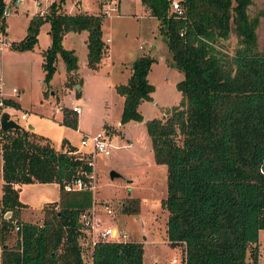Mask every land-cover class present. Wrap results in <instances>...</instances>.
<instances>
[{"label": "trees", "instance_id": "trees-1", "mask_svg": "<svg viewBox=\"0 0 264 264\" xmlns=\"http://www.w3.org/2000/svg\"><path fill=\"white\" fill-rule=\"evenodd\" d=\"M178 1L179 15L170 0H141L148 14L159 19L170 62L181 72L176 81L179 102L164 118L146 121L154 158L166 168L161 199L167 211L165 238L170 245H183L185 264H260L256 243L258 230L264 228V50L258 48L255 28L264 9L250 15L252 0ZM3 7L0 0V29L5 31ZM59 9L51 0L47 13L31 15L26 34L10 42L30 49L41 23L48 22L50 41L41 61L44 94L57 54L67 83L77 67L72 49L61 44L64 32L87 30L86 62L91 67L105 51L101 12ZM230 33L236 45L228 53L220 40ZM152 60L138 55L126 81L116 85L123 99L120 122L141 119L138 104L153 89L146 77ZM61 110L62 123L75 128L76 113ZM34 134L33 128L22 132L0 127V264H82L77 219L91 205L92 190L67 191L62 185L77 177L87 183L91 166L80 152L71 151L73 146L68 145L70 151L55 149ZM31 180L54 181L59 187L57 199L41 207L42 222L20 218L26 204L19 198L18 183ZM6 210L10 214L5 216ZM135 210L134 198L121 204L122 212ZM13 228L16 237L10 243ZM142 254L137 240L97 241L91 252L92 264H143Z\"/></svg>", "mask_w": 264, "mask_h": 264}, {"label": "rangeland", "instance_id": "rangeland-1", "mask_svg": "<svg viewBox=\"0 0 264 264\" xmlns=\"http://www.w3.org/2000/svg\"><path fill=\"white\" fill-rule=\"evenodd\" d=\"M24 1L35 4L34 0ZM50 1L40 0L39 3L46 7ZM52 1L58 2L62 10L70 13L82 10L102 14L98 1L105 0ZM145 9L141 0H119L113 10L102 14L101 35L110 39L107 42L108 58L102 55L97 65L91 67L86 62V56H82V50L77 51V80L72 75L67 83L63 63L58 61L50 89L44 94L43 71L38 54L14 46L0 48V77L4 95L19 102L18 106L6 110L11 111L26 128L29 123L34 125V135L42 142L48 140L55 149H64L68 145L81 147V134L75 128L88 134L97 131L107 133L109 152L94 153L93 177L90 178L97 208V228L115 226L126 233V240L140 241L143 264H178L183 245H170L164 233L167 211L161 205V199L166 193V168L165 164L154 158L146 121L152 117L164 118L170 106L179 102L181 94L176 81L180 79L181 72L170 62L159 19L149 15ZM261 9H264V0H252L248 5L250 15ZM5 19L9 40H18L25 31V14L5 15ZM255 32L258 48L264 50V15L259 16ZM220 43L225 51L231 53L236 45V36L230 33ZM140 54L153 58L146 74L153 89L150 98L138 104L141 119L120 122L123 99L116 85L126 81L134 59ZM13 86L18 90L13 91ZM51 90L55 95L50 93ZM55 103L60 104L61 108L72 105L79 108L75 128L62 123V110L53 107ZM20 112H25L26 117L22 119ZM38 133L47 138L43 139ZM110 171L117 175L110 176ZM24 183L18 187L19 198L26 204L20 218L42 222L41 207L46 201L57 199L58 184L49 180ZM1 185L2 177L0 197ZM131 198L136 200V210L122 212L121 204ZM100 201L110 204V214L104 213ZM11 232L8 238L10 243L16 237L14 228ZM256 246L257 260L264 264V228L258 230ZM173 257L177 259L176 263L171 261Z\"/></svg>", "mask_w": 264, "mask_h": 264}, {"label": "built area", "instance_id": "built-area-1", "mask_svg": "<svg viewBox=\"0 0 264 264\" xmlns=\"http://www.w3.org/2000/svg\"><path fill=\"white\" fill-rule=\"evenodd\" d=\"M19 0H3V10H2V16L5 17V15H10L12 11L14 10V4H16ZM40 0H34V3L36 5H39ZM116 0H105L102 2V14L108 13L110 10L114 9V4L116 3ZM171 10L175 11L177 15L182 13L180 4L178 0H170L169 2ZM47 9H44L41 5H39V9L36 13L40 14H46ZM109 40L108 37L104 39V42H107ZM11 41H9L5 36V31L0 29V47L3 45L10 44ZM3 83L0 77V112L6 111L8 113V118L11 117L18 121V119L13 115L11 111H7L6 108H10L15 106L12 104V102H6L5 99L11 98L10 96L4 95L3 91ZM13 91H17L18 89L13 86ZM58 109H61V105H56ZM70 109L74 112H78L79 108L75 105L70 106ZM20 117L23 119L26 117L25 112H20ZM1 127V125H0ZM80 134L79 139V145L81 147H74L71 151L72 152H80L81 155L86 159L87 165L91 166V171L89 173H85L86 176L89 178L88 182L85 183L81 180L80 177H77L73 179L72 181H66L63 183L62 188L64 190L70 191L75 189H81L88 187L92 190L93 183H91L90 178L93 177L92 174V165H93V158L94 153L99 152L102 154H108V141L106 139V134H103L100 131L95 132L94 134H88L85 132H82L78 129H76ZM7 134V133H6ZM5 136V134L3 135ZM86 147V148H83ZM69 148H64L62 150L64 151H70ZM100 204H102V210H104L105 214H110L112 212V208L110 204L107 201H100ZM97 211L96 208V201L92 199L91 205L81 210L78 213V223H79V234L77 236L78 245L80 247V257L82 259V264H92V246L97 241H109V240H126L125 235L126 233L120 229H117L115 226H105L103 228H97L98 220L95 216ZM9 215V214H8ZM14 228H17V225H14ZM171 261L173 263L177 262V259L175 257L171 258ZM178 264H185V257L184 252L180 253V258L178 260Z\"/></svg>", "mask_w": 264, "mask_h": 264}, {"label": "crops", "instance_id": "crops-1", "mask_svg": "<svg viewBox=\"0 0 264 264\" xmlns=\"http://www.w3.org/2000/svg\"><path fill=\"white\" fill-rule=\"evenodd\" d=\"M117 4H119V0H116ZM103 2V1H102ZM102 2L99 3L98 1V5L99 7L102 6ZM40 5V3H39ZM39 5H36V4H27L25 3L24 0H19L16 4H14V10L12 11L13 13L11 14H16V13H21V14H25V17H26V21L24 22L25 24V31L23 32V34L20 36L22 37L24 34H26L27 32V22H28V19L30 18L31 15L35 14L37 12V10L39 9ZM42 7H44L43 5H41ZM21 7V8H20ZM21 9V10H20ZM44 9H47L48 10V5H46V7H44ZM20 10V11H19ZM60 11H63V12H66V13H70V12H67V11H64L62 10L61 8L59 9ZM146 10V9H145ZM15 11V12H14ZM78 11H82V10H77L75 12H78ZM86 12V11H85ZM147 12V11H146ZM88 13V12H87ZM148 13V12H147ZM10 14V15H11ZM72 14V13H71ZM92 14H97V13H92ZM5 19V17H4ZM5 23H6V19H5ZM8 24H6V28H5V36L6 38L9 40L8 38ZM49 24L48 22H42L41 25H40V28H39V31L38 33L36 34V41L34 42V46L30 48L31 50V54H38V58L40 59V62L42 61V51L44 49H46L48 46H49V41H50V38H49ZM86 38H87V30L83 29V30H80V31H73V30H68L66 32L63 33L62 37H61V44L64 48H67V49H72V51L74 52V54L76 55V58L78 59V52H80V50H82V56L85 57L86 56ZM106 37L105 36H102L101 35V39L103 40L104 42V39ZM13 40V39H11ZM9 40V41H11ZM110 40V39H109ZM108 40V41H109ZM107 41V42H108ZM107 42H105V51L103 52L102 55H105L106 56V59L108 58V49L109 47L107 46ZM2 47H11L10 44H7V45H3ZM0 47V48H2ZM24 50V49H23ZM24 51H29V50H24ZM78 51V52H77ZM86 58V57H85ZM101 59V58H100ZM104 59V57H103ZM58 61H62V59L60 58V56L57 54L56 55V58H55V61H54V65H55V69H56V65L58 64ZM100 61V60H99ZM63 63V61H62ZM41 66H42V62H41ZM63 67H64V64H63ZM42 71L44 72L43 68H42ZM43 72H42V75H41V79L43 77ZM55 72V70H54ZM53 72V73H54ZM131 72V69L129 71V74ZM71 75L75 76L76 80L78 78V74H77V67L75 70L69 72ZM53 75V74H52ZM68 75V73L65 71V68H64V80L66 79V76ZM52 76L50 77V79L48 80L49 82V89H50V85H51V81H52ZM76 80L73 82L76 83ZM43 82V80H42ZM42 88L43 90L46 88V85L45 83L43 82L42 84ZM50 93L52 95H55V93L53 92V90L50 91ZM56 105H60V104H54L53 107L57 108ZM58 109V108H57ZM56 109V110H57ZM76 113V112H75ZM78 122V120H77ZM31 128H34V125L31 127ZM77 128H75L76 130ZM34 130V129H33ZM79 130V129H78ZM77 131V130H76ZM36 132V131H35ZM78 132V131H77ZM40 134V133H39ZM1 166H2V156L0 154V177H2L1 175ZM2 184H3V178H2ZM23 183H18V187L22 186ZM25 184V183H24ZM1 198V197H0ZM25 203V202H24ZM22 209H25V207H23ZM21 209V210H22ZM21 213V211H20ZM0 249H1V246H0Z\"/></svg>", "mask_w": 264, "mask_h": 264}, {"label": "water", "instance_id": "water-1", "mask_svg": "<svg viewBox=\"0 0 264 264\" xmlns=\"http://www.w3.org/2000/svg\"><path fill=\"white\" fill-rule=\"evenodd\" d=\"M0 125H1V127H3V129L20 128V130H22V132H24L28 127L33 126L31 123H29L27 128H26L19 121L15 120L11 117L8 118V113L6 111H3V110L0 112ZM113 175H117V173L110 171V176H113ZM8 214H10V210H6L5 216Z\"/></svg>", "mask_w": 264, "mask_h": 264}]
</instances>
